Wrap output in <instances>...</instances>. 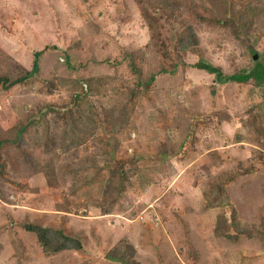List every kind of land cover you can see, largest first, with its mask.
I'll return each instance as SVG.
<instances>
[{
	"label": "rangeland",
	"instance_id": "rangeland-1",
	"mask_svg": "<svg viewBox=\"0 0 264 264\" xmlns=\"http://www.w3.org/2000/svg\"><path fill=\"white\" fill-rule=\"evenodd\" d=\"M46 46L0 84V264H264L263 85L193 67L264 63V0H0V77Z\"/></svg>",
	"mask_w": 264,
	"mask_h": 264
},
{
	"label": "trees",
	"instance_id": "trees-1",
	"mask_svg": "<svg viewBox=\"0 0 264 264\" xmlns=\"http://www.w3.org/2000/svg\"><path fill=\"white\" fill-rule=\"evenodd\" d=\"M193 27H187V33H184L181 36V43L182 47H189L191 45H197L198 44V36L197 34L192 30ZM56 48V46H46L43 50L40 51H35L34 52V61L32 65V69L28 70L24 75L15 78L13 80H10V77L8 76H1L0 77V84L4 86L5 88H11L15 86L16 84L22 83L24 80L27 78L31 77L34 75L36 72L39 71L40 64H39V59L40 56L44 53V51L48 48ZM257 54V53H256ZM255 54V55H256ZM255 55L253 58L255 59ZM258 59V58H257ZM255 59V65L252 67H243L236 71L235 73L232 74H225L222 69L216 65H214L211 62H206L199 60L195 64H193V67L199 68V69H204L210 73L215 74L216 81L218 83H227V82H248L250 80H255L258 85H263V94H264V63L261 59ZM135 59L132 58L131 66L133 70H137L135 68ZM156 74L153 73L150 76L149 80H154ZM139 90V87H137V92ZM215 92V89L213 87V93ZM26 127L22 126L19 129L20 134L23 132V130ZM27 230L32 231L37 233L39 242L43 248V251L46 253H56L60 252L63 250H68V249H81L82 244L79 240L75 239L74 237H71L70 235L66 234L64 231L61 229H53L51 227H44L41 225H35V224H28L27 225ZM245 231H240L237 233V235H229V238H237L239 237L240 234H245ZM111 259L125 263V264H139L138 262L131 261V260H125L123 257L120 258H115V257H110Z\"/></svg>",
	"mask_w": 264,
	"mask_h": 264
},
{
	"label": "water",
	"instance_id": "water-1",
	"mask_svg": "<svg viewBox=\"0 0 264 264\" xmlns=\"http://www.w3.org/2000/svg\"><path fill=\"white\" fill-rule=\"evenodd\" d=\"M257 58H258V54L255 55V59H257Z\"/></svg>",
	"mask_w": 264,
	"mask_h": 264
}]
</instances>
